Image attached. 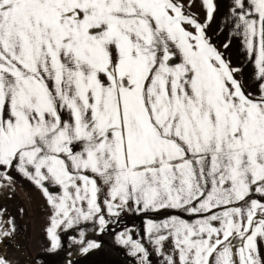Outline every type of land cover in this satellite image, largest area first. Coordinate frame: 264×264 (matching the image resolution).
Wrapping results in <instances>:
<instances>
[{
    "label": "snow or ice",
    "instance_id": "obj_1",
    "mask_svg": "<svg viewBox=\"0 0 264 264\" xmlns=\"http://www.w3.org/2000/svg\"><path fill=\"white\" fill-rule=\"evenodd\" d=\"M202 2L201 22L180 0H0V181L14 171L42 190L47 251L63 248L61 226L179 210L189 218L145 222L161 264H264V0H231L225 17L255 93L207 35L216 4ZM15 231L0 219V239ZM115 239L152 264L127 228ZM68 242L101 247L82 227Z\"/></svg>",
    "mask_w": 264,
    "mask_h": 264
},
{
    "label": "crops",
    "instance_id": "obj_2",
    "mask_svg": "<svg viewBox=\"0 0 264 264\" xmlns=\"http://www.w3.org/2000/svg\"><path fill=\"white\" fill-rule=\"evenodd\" d=\"M216 4L214 9V14L211 22L207 25V35L212 38L214 45L224 52L225 57L230 61L233 67H239L242 69V79L244 85L247 87L248 91L255 93L257 87L255 82V66L249 60L246 55V50L243 45V36L242 34L237 36L234 31V21L226 20V15L229 14V8L231 0H213ZM180 3L185 6L187 12H191L198 17L199 21H204L206 18V9L203 6L202 0H180ZM229 43L227 49H224L223 45ZM10 175L14 178V183L10 185L11 187L17 188L24 192H27L32 195L34 199V206L38 204H44L41 201L44 200L42 190L35 186L33 182L27 178H23L18 175L16 172H11ZM1 184L7 185L6 181H0ZM58 188H50V191H57ZM45 201V200H44ZM46 203V202H45ZM182 215L183 218H189V214L180 213L179 210H160V214H150L145 216L142 213L123 211L120 214L119 219L116 223L110 224L105 227V234L102 237H99V233L96 232V225L94 226L93 221H82L84 228H86V237L89 239L98 240L101 244L102 249L114 250L118 252L127 264H137L136 258L129 254L128 247L125 245L118 244L115 239V235L118 232L123 231L125 228L128 229L129 233L132 235L133 239H139L151 253L150 260L152 264H161L162 257H158L154 245L150 244L145 233V222L147 219L161 220L167 217V215ZM46 215L43 217L45 218ZM40 217L39 223L41 220H44ZM193 219L195 216L192 217ZM41 225V226H39ZM33 224L34 230L36 226L41 227V230L37 232L38 236L46 235L42 232L46 231V228L49 224H45L44 229L42 224ZM48 225V226H47ZM98 235V236H97ZM33 236V235H32ZM96 237H98L96 239ZM174 245L172 240L169 238L163 244L164 252L167 254L173 249ZM70 249V247H68ZM258 252L261 255L262 260H264V241L258 237ZM175 259H177L178 264V254Z\"/></svg>",
    "mask_w": 264,
    "mask_h": 264
},
{
    "label": "rangeland",
    "instance_id": "obj_3",
    "mask_svg": "<svg viewBox=\"0 0 264 264\" xmlns=\"http://www.w3.org/2000/svg\"><path fill=\"white\" fill-rule=\"evenodd\" d=\"M44 200L41 201L44 204L34 206V199L31 194L0 183V219L7 220L10 217L16 226V231L11 237L0 239V254L12 259L14 264H28L31 258L41 260L42 264H63L67 258V252L63 249H68L73 253L71 256L73 264H76V259L85 254L79 252L77 245H71L69 249L68 237L78 236V229L84 228V225L81 221L79 225H74L73 229L69 230H64L61 226L58 232L61 235L63 248L56 250V252L47 251L49 246L47 235L38 236L36 234L41 230L39 224H44V229L45 224L50 223L51 208L45 197ZM45 215L46 217L43 218ZM105 216L107 219L106 209ZM40 217L44 219L41 220V223H39ZM33 224L39 225L36 226V230H34ZM110 224L114 223L110 222ZM42 232L46 234V231L42 230ZM96 232L99 233V237L105 234L99 229L98 224H96Z\"/></svg>",
    "mask_w": 264,
    "mask_h": 264
},
{
    "label": "trees",
    "instance_id": "obj_4",
    "mask_svg": "<svg viewBox=\"0 0 264 264\" xmlns=\"http://www.w3.org/2000/svg\"><path fill=\"white\" fill-rule=\"evenodd\" d=\"M76 264H127V262L116 251L99 248L77 258Z\"/></svg>",
    "mask_w": 264,
    "mask_h": 264
}]
</instances>
